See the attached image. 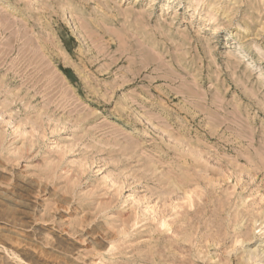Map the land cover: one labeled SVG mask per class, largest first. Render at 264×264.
<instances>
[{
	"label": "rangeland",
	"instance_id": "1",
	"mask_svg": "<svg viewBox=\"0 0 264 264\" xmlns=\"http://www.w3.org/2000/svg\"><path fill=\"white\" fill-rule=\"evenodd\" d=\"M0 264H264V0H0Z\"/></svg>",
	"mask_w": 264,
	"mask_h": 264
}]
</instances>
